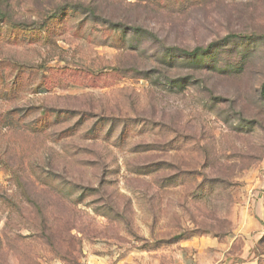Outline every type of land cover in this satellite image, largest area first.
<instances>
[{"label":"rangeland","instance_id":"obj_1","mask_svg":"<svg viewBox=\"0 0 264 264\" xmlns=\"http://www.w3.org/2000/svg\"><path fill=\"white\" fill-rule=\"evenodd\" d=\"M0 264H264V0H0Z\"/></svg>","mask_w":264,"mask_h":264},{"label":"trees","instance_id":"obj_2","mask_svg":"<svg viewBox=\"0 0 264 264\" xmlns=\"http://www.w3.org/2000/svg\"><path fill=\"white\" fill-rule=\"evenodd\" d=\"M111 29H116V27H111ZM182 52L187 56V57H192L194 59L198 58L200 52H201V49H194L192 51H187V50H182ZM205 54H208V52L206 51Z\"/></svg>","mask_w":264,"mask_h":264}]
</instances>
